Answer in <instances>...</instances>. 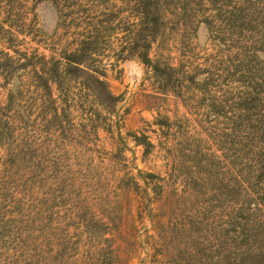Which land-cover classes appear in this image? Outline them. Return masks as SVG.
Returning <instances> with one entry per match:
<instances>
[{
  "label": "rangeland",
  "instance_id": "374dc122",
  "mask_svg": "<svg viewBox=\"0 0 264 264\" xmlns=\"http://www.w3.org/2000/svg\"><path fill=\"white\" fill-rule=\"evenodd\" d=\"M164 1L149 57L172 78L107 53L114 109L77 102L54 121L32 69L74 46L78 6L63 4V22L52 0H0V264H255L264 252V0L231 25L218 9L243 0Z\"/></svg>",
  "mask_w": 264,
  "mask_h": 264
},
{
  "label": "trees",
  "instance_id": "16d2710c",
  "mask_svg": "<svg viewBox=\"0 0 264 264\" xmlns=\"http://www.w3.org/2000/svg\"><path fill=\"white\" fill-rule=\"evenodd\" d=\"M52 1L59 8L63 22L70 13L64 11L63 4L69 1L71 5L76 3L78 6V17L71 18L73 22L66 24L65 30L71 38L69 45L74 46L61 50L58 58L46 62L41 69H32V84L39 90L43 106L48 108L54 121L65 116L72 103L100 106L108 112L114 109L119 96L110 91L105 80L103 58L108 56L107 53L112 52L116 61L135 57L157 78H172L176 69L161 66L149 57L152 44L164 25V0H125L124 5L118 8H95V5L91 8L78 0ZM211 1L217 4L216 0ZM98 2L90 0L88 3ZM254 3L253 0L235 2L232 7L219 8V16L231 25L244 12L246 5ZM243 15L248 17L247 12ZM52 88L58 93L56 97H53ZM90 121H96L92 114ZM259 178L264 180V172H260ZM251 255L255 264H259L260 259L264 260V252Z\"/></svg>",
  "mask_w": 264,
  "mask_h": 264
}]
</instances>
